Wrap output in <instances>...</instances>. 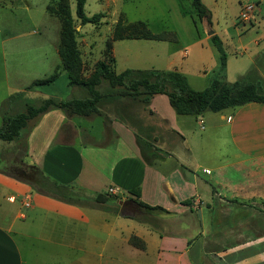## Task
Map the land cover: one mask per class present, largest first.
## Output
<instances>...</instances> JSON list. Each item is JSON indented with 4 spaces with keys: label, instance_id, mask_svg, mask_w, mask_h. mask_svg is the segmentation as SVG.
<instances>
[{
    "label": "crops",
    "instance_id": "obj_1",
    "mask_svg": "<svg viewBox=\"0 0 264 264\" xmlns=\"http://www.w3.org/2000/svg\"><path fill=\"white\" fill-rule=\"evenodd\" d=\"M36 80L11 93L1 120L41 94L26 90ZM147 110L154 127L138 126L131 111H120L115 122L93 115L100 118L97 135L59 110L35 119L25 137L28 164L86 204L32 192L0 173V264H264V104L176 116L157 95ZM40 129L47 132L42 140L35 137ZM157 132L166 135L158 150L144 142L139 148L137 136L151 144L160 141ZM133 189L139 198L128 194ZM105 193L112 198L92 201ZM138 202L166 211L161 224L154 227L146 211L136 218ZM132 236L143 250L129 244Z\"/></svg>",
    "mask_w": 264,
    "mask_h": 264
},
{
    "label": "rangeland",
    "instance_id": "obj_2",
    "mask_svg": "<svg viewBox=\"0 0 264 264\" xmlns=\"http://www.w3.org/2000/svg\"><path fill=\"white\" fill-rule=\"evenodd\" d=\"M59 1L0 0V112L10 105L9 96L13 91L21 90L30 81L47 77L55 66H60L56 54L60 23L45 13L46 5L53 3L56 6ZM191 1L87 0L85 15H97L98 18L95 24L81 26L75 17L74 0H67L77 31L82 79L90 76L96 63L108 62L112 58L115 63L111 69L115 74L126 69L175 71L185 76L189 87L196 91L204 90L213 80L233 83L251 72V77L261 79L264 89V0H201L210 13V25L196 15ZM244 12L249 14L248 19L241 18ZM134 22L145 24L153 34L165 33L166 37L172 34L175 41L113 40L117 23ZM26 32L33 34L11 40L14 35ZM213 35L221 41L226 55L224 68L220 67V54L211 42ZM108 43H112V48L107 58L105 47ZM34 88H40L41 94L29 97L27 104L33 107L39 106L41 100L49 96L56 101L86 97L83 89L68 85L63 71L53 83ZM97 89L103 95L112 92L106 82ZM98 108L100 116H107L112 122L117 121L120 111H131L140 127H154L153 121L156 120L147 107L130 98L105 97ZM35 121L28 122L20 132L19 140L10 144L0 142L1 173L15 175L20 165H29L22 147L26 145V133ZM74 121L85 128L92 126L91 131L97 135L99 117H93L89 122L75 116ZM1 123L0 116V126ZM41 131H36V139L42 140L47 135ZM160 133L156 134L159 142L151 141L155 150L159 149L158 144L166 136ZM55 142L56 139H52L51 144ZM112 206L117 209L116 203ZM142 212L145 213L141 210L136 218L142 219ZM148 214L146 219L157 227L165 213L154 211Z\"/></svg>",
    "mask_w": 264,
    "mask_h": 264
},
{
    "label": "trees",
    "instance_id": "obj_3",
    "mask_svg": "<svg viewBox=\"0 0 264 264\" xmlns=\"http://www.w3.org/2000/svg\"><path fill=\"white\" fill-rule=\"evenodd\" d=\"M86 1L74 0L75 17L81 26L95 24L98 18L97 15L91 17L85 15L84 6ZM191 4L196 15L210 25V13L201 0H192ZM46 11L50 16L58 19L60 23L57 46L60 66L55 67L47 77L31 83L26 90L53 83L59 76L60 71H63L67 76L68 85L83 89L86 97L60 101L48 98L44 99L37 107L26 105L24 112L10 117H3L0 126V142L10 144L19 140L20 132L26 128L28 122L37 119L50 110H59L67 115L81 117L100 115L98 105L105 97L130 98L138 100L143 106L148 107L155 96L165 95L176 116L189 117H198L207 112L217 113L250 103L264 104L263 85L258 76H254L255 79L251 77V71L253 70H250L251 73L246 77H241L233 83H228L224 80H213L204 90L196 91L189 87L185 76L175 71L126 69L119 74H115L111 69L115 61L111 58L108 59V62L100 61L96 63L90 76L87 79H82L80 52L77 46V31L74 27L67 0H60L56 6L53 3L48 5ZM122 24L117 23L113 31L114 41L125 39L175 41V37L172 34L169 37H166L165 33L153 34L142 23ZM210 39L220 54V67L224 68L226 55L222 43L216 35H213ZM111 48L112 43H108L105 47L107 58L111 53ZM102 82H106L109 88L112 89L111 94L103 95L97 89ZM136 140L139 148H142L143 145L141 143L144 142L146 144L144 145L145 148L147 147V150L151 151L149 145H152L145 142V139L143 140L137 136ZM22 148L25 151V156H27L26 145ZM142 152L143 150L141 149ZM150 158L154 160L159 157L152 155ZM143 161L148 166L152 164V161L145 158ZM20 166L15 175L0 173L30 186L32 192H38L75 206L86 204L83 198L81 199L78 194L73 193L72 187L51 180L38 167L23 164ZM128 194L135 198L140 196L139 189L129 190ZM111 198L106 193L98 194L92 201L96 204H102ZM231 202L240 204L236 200H231ZM138 205L146 212H166L160 207H150L141 202H138ZM129 244L134 248L144 249L142 240L135 236L129 239Z\"/></svg>",
    "mask_w": 264,
    "mask_h": 264
},
{
    "label": "water",
    "instance_id": "obj_4",
    "mask_svg": "<svg viewBox=\"0 0 264 264\" xmlns=\"http://www.w3.org/2000/svg\"><path fill=\"white\" fill-rule=\"evenodd\" d=\"M118 205L121 206V202H119ZM137 207L138 206L136 204H132L129 208H131V209L134 210V209H137ZM122 212H123V207H121L120 212H119V215H123Z\"/></svg>",
    "mask_w": 264,
    "mask_h": 264
},
{
    "label": "built area",
    "instance_id": "obj_5",
    "mask_svg": "<svg viewBox=\"0 0 264 264\" xmlns=\"http://www.w3.org/2000/svg\"><path fill=\"white\" fill-rule=\"evenodd\" d=\"M248 17H249V14L247 13V12H244L242 15H241V18L242 19H248ZM113 191L110 189L109 190V193H112Z\"/></svg>",
    "mask_w": 264,
    "mask_h": 264
}]
</instances>
